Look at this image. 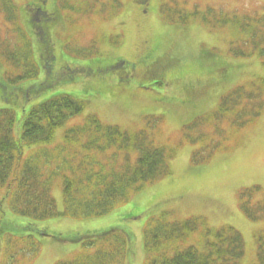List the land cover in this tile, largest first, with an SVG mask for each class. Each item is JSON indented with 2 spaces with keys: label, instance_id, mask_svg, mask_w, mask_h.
Listing matches in <instances>:
<instances>
[{
  "label": "rangeland",
  "instance_id": "374dc122",
  "mask_svg": "<svg viewBox=\"0 0 264 264\" xmlns=\"http://www.w3.org/2000/svg\"><path fill=\"white\" fill-rule=\"evenodd\" d=\"M25 1L12 0L15 6L9 13H3L5 1L0 2V36L3 41L7 38L6 48L10 51L25 49L24 42L14 41L15 26L19 24L17 17L14 18L15 12ZM114 1L122 4L118 10L114 9ZM147 1L140 4L137 0H81L80 15L65 3L54 7V19L43 26L50 37L53 38L54 31L57 38L53 47L56 59L50 65L51 70L47 74L40 67L34 79L19 84L25 89L48 79L53 86L38 96L32 93L24 98L6 83L9 101L0 98V109L13 111L15 134L18 135L22 120L31 107L60 94L83 101L84 110L55 132V144L64 142V131L82 123L88 115L126 130L140 129L147 117L160 116L162 136H156V144L176 147L174 157L169 159L170 174L143 185L127 201L96 218L57 216L34 222L10 209L4 211V205L0 208L2 243L10 234L17 237L32 235L40 244L34 257L19 254L23 245L11 250L16 264H54L92 250L85 247L83 241L63 242L51 236H38L25 229L26 224L68 239L117 228L131 237L129 249L133 248L131 254L135 252L136 260L129 262L142 264L145 258L144 228L163 213H167L168 220L181 222L200 218L204 221L188 239L191 244L203 240L207 229L233 228L244 241L240 264H253L256 260L257 238L264 233V220H248L239 208L237 195L240 190L252 186H259L264 191V109L252 123L230 134L224 142L226 148L216 151L208 161L200 164L192 161L193 151L200 146L181 143L180 130L186 123L211 113L222 94L236 84H247L264 76L262 60L258 57L238 58L228 52L232 42H244V35L238 38L231 27L213 29L198 18L184 24V14L211 8L219 10L223 14L221 17L243 20L264 15V0ZM68 3L78 5L73 0ZM7 14L11 17L14 14L10 23L4 20ZM58 20L65 28L62 25L57 28ZM33 33L30 39L34 59L42 66L38 34ZM69 45L83 50L92 48L90 52L78 54ZM19 55L16 53L15 58ZM118 61L124 64L117 66ZM85 67L92 72H77ZM19 70L0 60V78L5 75L16 83L21 76ZM2 92L0 89V97ZM194 93L200 94V99H194ZM121 163L120 157L117 164ZM51 195L56 210L62 213L64 205L58 181L57 185L53 184ZM0 264H3L1 258Z\"/></svg>",
  "mask_w": 264,
  "mask_h": 264
},
{
  "label": "trees",
  "instance_id": "16d2710c",
  "mask_svg": "<svg viewBox=\"0 0 264 264\" xmlns=\"http://www.w3.org/2000/svg\"><path fill=\"white\" fill-rule=\"evenodd\" d=\"M2 1H5L9 12L10 1ZM7 16L11 20L12 17L9 18V14ZM221 16L211 11L202 15L206 21L218 17L216 24L230 23L237 28L234 29L238 38L241 34L245 36L241 46L231 49L230 53L234 57L256 54L264 58V15L243 20L236 17L229 20L219 18ZM32 28L45 33L44 37L39 36V33L37 38L42 44L39 59L42 63L40 67L49 72L55 54L46 36L47 29L43 28L42 22L33 24ZM14 32L15 43L21 40L25 43V49L10 51L6 48V44H9L7 38L3 41L0 36V58L16 71L20 68L21 76L17 75L19 81L33 78L40 67L35 62L33 52L31 55L28 35L18 24ZM16 53L20 54L17 58ZM263 81L253 84L249 90L237 87L228 93L221 100L211 121H229L233 128L238 129L259 117L264 108ZM53 84L44 79L27 87L23 94L34 93L38 96ZM5 85L0 82L2 91H5ZM7 95L3 92L2 99L7 101ZM82 109L83 105L71 96L60 94L51 97L30 108L23 119L18 138L13 134V114L10 110L0 111V199L5 197L9 200L14 213L34 221L59 215L73 219L101 217L127 201L142 185L169 174V159L173 151L155 146L151 137L144 132L122 131L117 126L101 123L95 116H89L84 122L66 129L64 142L55 144V132ZM215 131L217 134L220 129L215 127ZM186 137L190 139V136ZM195 137L203 138L202 135ZM211 147L216 149L214 144ZM120 157L122 163L119 165L117 160ZM57 180L64 205L62 213L57 212L51 196V188ZM260 192L258 186H252L239 193L240 209L251 221L264 220V193L262 199L258 200L260 202L254 200ZM197 225V219L170 222L163 216L150 223L144 230V264L241 263L244 243L237 231L230 227L206 230L203 240H195L191 244L188 238L195 233ZM24 228L40 236L50 235L45 229H38L32 224H26ZM117 231V228H111L69 239L52 233L51 236L57 241H83L85 247L92 249L91 252L55 264H131V237L126 232ZM253 264H264V233L257 238L256 260Z\"/></svg>",
  "mask_w": 264,
  "mask_h": 264
},
{
  "label": "flooded vegetation",
  "instance_id": "af4514ba",
  "mask_svg": "<svg viewBox=\"0 0 264 264\" xmlns=\"http://www.w3.org/2000/svg\"><path fill=\"white\" fill-rule=\"evenodd\" d=\"M34 3H29V10H30V13L28 14L29 16H26L24 19L29 21V20H32V19H38L40 17H43L45 16V14H41V13H44V11L42 10V8L44 7V5L47 3L48 0H33ZM146 0H139V2H145ZM35 4H38V7H34ZM33 10V11H31Z\"/></svg>",
  "mask_w": 264,
  "mask_h": 264
}]
</instances>
